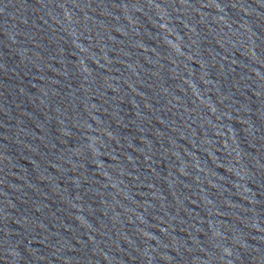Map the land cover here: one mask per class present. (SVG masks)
<instances>
[{
  "label": "water",
  "instance_id": "95a60500",
  "mask_svg": "<svg viewBox=\"0 0 264 264\" xmlns=\"http://www.w3.org/2000/svg\"><path fill=\"white\" fill-rule=\"evenodd\" d=\"M0 264H264V0H0Z\"/></svg>",
  "mask_w": 264,
  "mask_h": 264
}]
</instances>
